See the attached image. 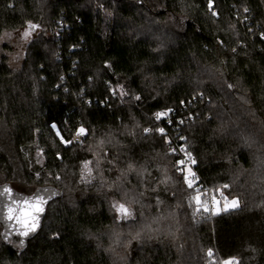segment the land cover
<instances>
[{"label":"trees","instance_id":"trees-1","mask_svg":"<svg viewBox=\"0 0 264 264\" xmlns=\"http://www.w3.org/2000/svg\"><path fill=\"white\" fill-rule=\"evenodd\" d=\"M138 1L47 0L42 12L38 0H0V39L47 32L20 69L0 59V185L61 193L27 247L0 231V264H115L97 243L114 202L133 214L116 222L125 264H206L209 249L264 264V0H212L216 16L209 0ZM141 12L167 41L133 30L149 26ZM159 112L170 113L167 134L146 133ZM180 139L200 185L237 208L196 219L171 153ZM87 161L96 179L85 186Z\"/></svg>","mask_w":264,"mask_h":264},{"label":"snow or ice","instance_id":"snow-or-ice-1","mask_svg":"<svg viewBox=\"0 0 264 264\" xmlns=\"http://www.w3.org/2000/svg\"><path fill=\"white\" fill-rule=\"evenodd\" d=\"M209 10L212 12L213 16H216L217 13L213 9L212 0H209ZM247 11V9H245ZM36 26L30 25V28H35ZM30 33L26 31L23 35L24 38H27ZM231 87V85H230ZM121 94L123 93V89L120 90ZM139 99V97H136ZM171 111V110H169ZM168 112H159L156 114V119L159 120L161 118L167 117ZM183 121H181L182 123ZM53 128L56 127L55 124L52 125ZM146 133L151 131L150 129L144 130ZM157 131L164 135V129L160 128ZM86 130L81 127L77 135H85ZM59 135V132H57ZM175 149H172V153H175ZM181 151H185L183 148ZM186 160L190 161L191 164H195L196 161L191 157L190 153L185 151ZM186 160H178L177 163V171L184 173V181L189 189L193 190V195L190 196V202L195 205L194 208V215L204 211L208 212V193L206 190L200 189L195 183V174L191 172L190 166L186 163ZM90 161L84 163V169L87 170L88 174L91 175V169L88 167ZM131 167V166H130ZM224 188H227L228 185H224ZM219 193L221 198L226 200V197L223 195L222 189H217L211 196V200L213 204H218L219 201L216 198V193ZM0 198L4 199V211L0 212V216H3L4 221L9 229V232L5 233V237H9L10 234H16L22 238L28 237L30 234L34 233L39 224L40 215L43 212V205L46 204L47 200L38 190L33 196L31 197H22L17 194H14L10 187H3L0 189ZM230 206L232 208H236L239 206V201L233 199L230 202ZM229 205L226 204L224 210H228ZM113 208L118 213V219L121 220H128L132 218L133 214L129 207H126L123 203H113ZM218 209L213 212V214H218ZM139 235V234H138ZM24 245V239L20 240V246ZM207 256L209 258V264H217L214 254L211 249L208 250ZM222 264H239V261L235 257H230L227 260L223 261Z\"/></svg>","mask_w":264,"mask_h":264},{"label":"rangeland","instance_id":"rangeland-1","mask_svg":"<svg viewBox=\"0 0 264 264\" xmlns=\"http://www.w3.org/2000/svg\"><path fill=\"white\" fill-rule=\"evenodd\" d=\"M46 2L47 0H38V6H39V10L40 11H45V6H46ZM137 0H132V3L136 4ZM104 16H105V20L111 21L113 19H116V15L114 14V12L111 11H104ZM141 17H145L147 20V25H149L148 27H142V28H137L135 27L133 30L137 31L138 35H142V36H148V34L151 33L152 38L154 39H158L160 41H167L165 39V36H160L162 34H159V32H156L158 30L157 27H161L162 25H164L162 22H160V20H156L155 18H147L142 12H141ZM151 20V21H150ZM153 29V32H151V30ZM28 31L30 34L28 35L27 38H24V33ZM24 30L22 32H18V33H13V34H8L4 37H2L0 39V59L2 57H4L5 59H7V63L8 65L15 70H18L22 67V65L25 63L26 57H27V49L29 46V43L32 42L36 37H38L39 35H41L42 33H47L44 32V30H35V31H29V30ZM6 48V49H5ZM5 49V51H4ZM213 74V73H212ZM212 74L209 75V78H212ZM214 79H216V76L213 77ZM206 83V81L204 82ZM155 90V88H154ZM100 150V149H99ZM88 167L91 169V175L88 174L87 170L84 169V164L82 167V170L80 172V178H79V183L83 184L85 186L93 184L95 181V174H94V166L92 165V163H90L88 165ZM4 185V184H3ZM14 186L17 185V187L20 185L21 189L19 190H25L27 192V194H32L34 191L32 190V186L30 184H27L25 181L20 182V184H14ZM22 193V192H21ZM126 199V198H125ZM230 202L231 200L229 199H224L222 198V201H219L218 203V213H221L224 210V207L226 204L229 205L228 210L231 209H235L232 208L230 206ZM237 208V207H236ZM227 210V211H228ZM112 216L114 218V222L115 225L114 227H112L110 229L109 232H107V234H105L100 240L97 241V243H100V245H104L106 248V251L108 252V254L111 255L114 263H126L129 258H128V254L126 252V250L124 251L123 248H127L130 245L129 241H125L123 239V231L121 230V228L116 224L117 221H119L120 219H118V213L114 210V212H112ZM158 218H156V215L153 216L152 221L147 223L145 226V228L149 229L151 232L155 231L158 227ZM2 230V225L0 224V231ZM100 239V238H99ZM137 237L133 235V238L131 239V241L136 240ZM214 254V253H213ZM217 264H222L223 261L225 260H220L218 258H216L214 256ZM206 264H209V258L208 261L206 262Z\"/></svg>","mask_w":264,"mask_h":264},{"label":"built area","instance_id":"built-area-1","mask_svg":"<svg viewBox=\"0 0 264 264\" xmlns=\"http://www.w3.org/2000/svg\"><path fill=\"white\" fill-rule=\"evenodd\" d=\"M169 113V112H168ZM154 117V120L156 121L157 123V126L155 128H149L151 131L147 132L149 134H159L161 135L157 129H160V128H163L164 129V135L167 134V128L165 125H163L162 123L165 122L167 124H170L171 122V117H170V113L168 114L167 117H164V118H161L159 120L156 119V114L153 116ZM163 121V122H162ZM74 141L77 142V143H80L82 141V138L81 136L79 135H76L74 137ZM184 149L187 153H190L187 146L184 144L183 142V139H180L177 143H173L172 146H171V153H172V149H175V153H172L173 155H175L176 157H178V160H186V156H185V151H181V149ZM191 154V153H190ZM192 157V155H191ZM193 158V157H192ZM186 163L190 166L191 168V172L195 174V181L194 183L202 190H206L207 193H208V200H209V203H208V207H209V211L208 212H204V211H201L197 214H195V217L198 221H203L205 219L207 220H212L214 218L217 217L218 214H213L214 211H216L218 209V204H213L212 203V200H211V196H212V192L207 189V188H204L202 185H200L199 183V175L195 169V164H191L190 161L186 160ZM182 176H184V173H181L179 172ZM218 200V199H217ZM220 201V200H218Z\"/></svg>","mask_w":264,"mask_h":264},{"label":"water","instance_id":"water-1","mask_svg":"<svg viewBox=\"0 0 264 264\" xmlns=\"http://www.w3.org/2000/svg\"><path fill=\"white\" fill-rule=\"evenodd\" d=\"M139 4H142V1L139 0L138 1ZM10 187L13 191L14 194H17L19 196H22V197H31L33 196L38 190L41 192V194L45 197V199L47 200L46 204L43 205V212L42 214L40 215V218H39V224H38V227L36 229V231L32 234H30L28 237L26 238H22L16 234H10L9 237H5V233L9 232V229L4 221V218L3 216H0V224L2 225V232H1V236H2V239L4 240V242H6L7 244H9L10 242H12L13 240H19V243H20V240L21 239H24V245L22 246V248H25L28 246L29 242L35 237L38 235V233L41 231V229L43 228V223H44V220H45V217H46V214H47V208L49 206V204L54 201L55 199L59 198L61 196V193L56 190L55 188H50V187H47V188H40V189H37L34 193L32 194H25V193H21V192H18L16 189H14L12 187V185L10 184H4V185H0V189H2L3 187ZM4 211V199L3 198H0V212H3Z\"/></svg>","mask_w":264,"mask_h":264}]
</instances>
